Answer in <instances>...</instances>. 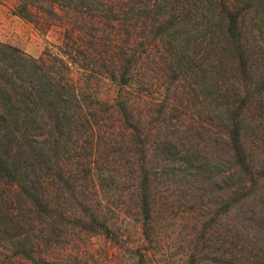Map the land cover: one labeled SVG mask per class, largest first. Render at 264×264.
<instances>
[{
  "label": "trees",
  "instance_id": "trees-1",
  "mask_svg": "<svg viewBox=\"0 0 264 264\" xmlns=\"http://www.w3.org/2000/svg\"><path fill=\"white\" fill-rule=\"evenodd\" d=\"M33 1L18 0L16 15L52 19ZM67 2L82 17L70 22L59 54L35 58L0 42V264H68L55 252L75 232L117 241L104 197L113 200L121 186L124 214L153 241L157 190L172 179L196 199L217 200L200 241L227 214L228 264H264V44L255 52L256 32L264 43V0ZM160 46L163 85L198 78L215 136L200 124L179 135L185 121L171 100L139 119L128 96L101 102L73 77V68L89 79L102 73L123 89ZM113 117L118 125L109 126ZM211 139L227 149L226 163L205 147ZM132 264H147L145 256ZM188 264H199L196 254Z\"/></svg>",
  "mask_w": 264,
  "mask_h": 264
},
{
  "label": "rangeland",
  "instance_id": "rangeland-1",
  "mask_svg": "<svg viewBox=\"0 0 264 264\" xmlns=\"http://www.w3.org/2000/svg\"><path fill=\"white\" fill-rule=\"evenodd\" d=\"M67 1L34 0V6L36 8L45 7L48 17H52V19L46 23H40L35 19L36 21L31 23L16 15L15 6H17L18 0H0V42L17 47L35 58L41 57L47 51L55 55L59 54L60 48L62 50L65 48L67 30L73 28L70 22H75L76 19L81 20L82 17L76 12L73 13L74 10L67 9ZM51 8H54V13H51ZM253 17L254 15L247 21L249 29L252 28ZM85 31L88 34L94 32L91 25L85 26ZM77 33L78 30L74 35L76 36ZM253 34L255 33L253 32ZM255 36L258 42L255 52L258 54L259 48L264 43H262L259 33L256 32ZM89 39L85 36L84 42L87 44ZM220 42L221 38L218 43ZM109 48H101V50ZM159 49L153 50L148 57L145 56L143 62L140 61L137 70L134 71L133 82L123 89L116 81L101 75L102 73L89 79L86 73L83 76L81 72L73 68V77L84 84L87 92L101 102L113 104L120 95L128 96L132 102L135 101V103L133 102L134 113L139 119L149 113V108L158 110L159 105L162 106L165 100L168 102L171 100L170 104L180 112L181 119L185 121V133L179 135H189L191 132L189 126L199 127L200 124L207 125V128L212 130L209 131L210 134L213 132L211 135L215 136L218 127L215 131L207 119L211 115L210 108L205 109V99L201 95L198 97V92L202 91L198 87L201 82L198 81V78L190 76L177 82V89L174 87L171 89L169 83L163 85L167 81L164 72L167 66L162 64L163 48L160 46ZM210 52L207 53L206 60L215 58L214 52L212 50ZM100 53L101 51L97 52L98 56ZM226 75L228 76V74ZM215 76L216 71L208 74L209 85L214 83ZM104 116L106 117V115ZM152 118L155 119L156 115H152ZM110 119L112 120H107L109 126L118 125V123H113L116 122L115 117ZM119 131L121 130L119 129ZM211 141L212 139L207 140L205 147L213 150L216 154L220 153L221 159L218 160L220 164L226 163L227 149L223 145L217 144V146ZM225 167H228V164H223L221 169L224 170ZM177 180L179 181V179H172L157 190L159 209L154 216L156 227L153 228L155 232L153 241H149L143 236L135 217L124 214L122 202L125 200L124 197L127 198V193L125 187L121 186L114 193L113 200L104 197V200L107 201L106 211H109L108 216L114 224L113 230L118 236V240L113 239L115 234L111 237L112 239H109L105 236L79 235L78 232H75L67 246L60 247L58 252H55L56 255L64 257L65 254L70 257L68 264H132L138 260L141 253L145 256L147 264H188L193 254L197 255L199 264H228V215L223 214L220 219L208 224L209 235L200 241L199 231L205 221L212 219L216 211L215 208H217L214 203L217 200L214 202L208 198L205 201L196 199L200 194L193 195V197L188 195L190 193H187L188 187L181 182L178 183ZM105 194L108 195V193ZM202 201L206 203H201ZM221 201L219 199V202ZM206 205L212 209H207ZM247 264L256 263L254 259H250Z\"/></svg>",
  "mask_w": 264,
  "mask_h": 264
}]
</instances>
